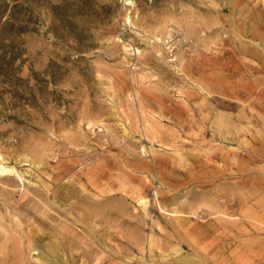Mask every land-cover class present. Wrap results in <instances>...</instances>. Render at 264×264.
<instances>
[{
  "label": "rangeland",
  "instance_id": "obj_1",
  "mask_svg": "<svg viewBox=\"0 0 264 264\" xmlns=\"http://www.w3.org/2000/svg\"><path fill=\"white\" fill-rule=\"evenodd\" d=\"M1 167L0 264H264V0H0Z\"/></svg>",
  "mask_w": 264,
  "mask_h": 264
},
{
  "label": "bare ground",
  "instance_id": "obj_2",
  "mask_svg": "<svg viewBox=\"0 0 264 264\" xmlns=\"http://www.w3.org/2000/svg\"><path fill=\"white\" fill-rule=\"evenodd\" d=\"M0 170H1V171H2V170H3V171H4V170L6 171V168H3V167H1V169H0ZM10 170H11V169H10Z\"/></svg>",
  "mask_w": 264,
  "mask_h": 264
}]
</instances>
